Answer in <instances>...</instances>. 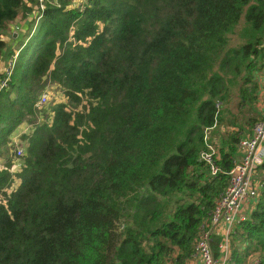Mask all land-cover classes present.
I'll return each mask as SVG.
<instances>
[{
    "label": "trees",
    "instance_id": "16d2710c",
    "mask_svg": "<svg viewBox=\"0 0 264 264\" xmlns=\"http://www.w3.org/2000/svg\"><path fill=\"white\" fill-rule=\"evenodd\" d=\"M35 3L0 0V57L1 28L24 12L28 31ZM263 67L264 0L45 2L0 89V155L33 127L18 170L0 166V264H188L239 137L264 116ZM49 83L67 100L37 123ZM225 109L235 130L219 129ZM209 126L214 174L199 158ZM253 180L225 264H264V160Z\"/></svg>",
    "mask_w": 264,
    "mask_h": 264
},
{
    "label": "built area",
    "instance_id": "2783aa9c",
    "mask_svg": "<svg viewBox=\"0 0 264 264\" xmlns=\"http://www.w3.org/2000/svg\"><path fill=\"white\" fill-rule=\"evenodd\" d=\"M82 1L71 0L76 6H80ZM45 2L57 4V0H36L35 12L31 18L26 38L34 30ZM23 44L24 41L10 52L6 63L1 68L0 89L7 87L16 56ZM45 101L46 96L42 92L36 104H43ZM210 127L204 128L205 148L200 151L199 158L206 163L209 172L214 174L219 170V167L215 163V146L207 141V129ZM237 148L239 152L228 171L226 184L214 200L209 211L208 221L201 225L195 239L193 256L198 258L199 264H225L228 261L230 255L229 232L232 225L243 217L245 214L243 209L249 206L251 200L258 193V184L253 180V175L255 166L264 160V116L252 124L249 134L239 137ZM21 151L20 147L16 149L17 154H20ZM221 227L216 240H213L212 236ZM257 260L258 255L252 256L253 262Z\"/></svg>",
    "mask_w": 264,
    "mask_h": 264
},
{
    "label": "rangeland",
    "instance_id": "374dc122",
    "mask_svg": "<svg viewBox=\"0 0 264 264\" xmlns=\"http://www.w3.org/2000/svg\"><path fill=\"white\" fill-rule=\"evenodd\" d=\"M18 19H19V14H17L13 18V21H16ZM241 25H243V24L241 22H239L234 28V33L232 34V38L234 40L238 37ZM29 39H32V37H30ZM232 43H234V42H232ZM258 75H259V77H258ZM254 78L256 79V83L258 84V90H259V86H260L259 82L264 84V67L261 68V70L254 71ZM42 92L46 96V101L43 104H36V109H37V112H36V119L37 120L36 121H37V123H40L43 120H48L51 117V111H52L51 108H52V106H54V104L67 100L63 94L62 89L58 85H55V84H51V83L47 84L44 87V89L42 90ZM260 94H259L260 97L258 96L257 100L262 101V100H264V97H263L264 96V85H261ZM261 98H262V100H260ZM235 101H236V97L233 94V96L231 97V100H229V102L227 103L226 108L229 107L231 111H233V112L236 111L237 109L235 108L236 107ZM255 109L257 111L261 112L262 115L264 114V106H263L262 110H259L258 107L256 108V105H255ZM244 110H246V109H244ZM223 112H224V114H226V117H225V121L223 122V125L219 126V129L222 130L224 125L226 124V125H230V127H232L231 128L232 130H235L236 129L235 125H232L231 123L230 124L227 123L228 120H233V116L229 113L227 114L226 109ZM248 113L253 114V112H251V111ZM238 118L240 120L242 119L239 115H238ZM24 123L25 122L20 123L21 125L18 126V128L15 129V131H13V134L11 135V137H12L11 140L13 142L12 147H10V149L7 150V152L5 154L0 155V166H2L4 164L5 158L6 159L10 158L11 161H13V163L9 167L10 173L11 172L13 173L14 171L18 170L20 162L22 161V155H17L16 149L19 147L22 148L25 145L26 141L23 140L22 138H20V134L21 133H28L33 128L30 123H25V124ZM246 129H247V127H246ZM203 133H204V130H203ZM207 134H208V132H207ZM15 182H16V179H14L12 181L10 186H13L15 184ZM0 196H1V194H0Z\"/></svg>",
    "mask_w": 264,
    "mask_h": 264
},
{
    "label": "crops",
    "instance_id": "0c3cea01",
    "mask_svg": "<svg viewBox=\"0 0 264 264\" xmlns=\"http://www.w3.org/2000/svg\"><path fill=\"white\" fill-rule=\"evenodd\" d=\"M28 18H29V13L24 14V12H21V13H19V19L18 20H16V21H13V19L9 20L5 23L4 27L1 28V32H2L1 36L5 41V47H4V50H3L1 57H0V70L4 66V64L6 63L7 56L9 54L8 52L10 50L16 48L20 43H22L26 39V37H27L26 31L28 28V22H27ZM258 77H259V75H258ZM259 84H260L259 90L257 88L258 96L260 94L261 85H264L261 82H259ZM257 86H258V84H257ZM257 99H258V97H257ZM260 100H262V98ZM255 105H256V108L258 107L259 110H262L263 106H264V100H262V101L256 100ZM20 125L21 124H19L18 126H20ZM18 126H17V128H18ZM237 154H238V152H237ZM249 207H251V203L249 204V206H246L243 209V212L245 214L247 213V210L249 209ZM221 229H222V227L219 228L215 232L216 236L219 235V232L221 231ZM188 264H199V260L196 256H193L188 261Z\"/></svg>",
    "mask_w": 264,
    "mask_h": 264
},
{
    "label": "clouds",
    "instance_id": "9594fccd",
    "mask_svg": "<svg viewBox=\"0 0 264 264\" xmlns=\"http://www.w3.org/2000/svg\"><path fill=\"white\" fill-rule=\"evenodd\" d=\"M27 39V38H26Z\"/></svg>",
    "mask_w": 264,
    "mask_h": 264
}]
</instances>
